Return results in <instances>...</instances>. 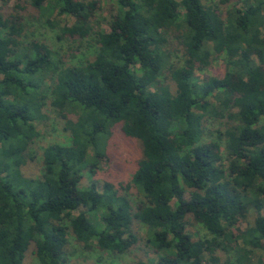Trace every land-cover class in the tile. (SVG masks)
<instances>
[{
    "label": "trees",
    "instance_id": "1",
    "mask_svg": "<svg viewBox=\"0 0 264 264\" xmlns=\"http://www.w3.org/2000/svg\"><path fill=\"white\" fill-rule=\"evenodd\" d=\"M115 1L106 18L99 0H31L75 19L62 36H94L95 56L82 65H62L37 42L19 52L24 27L0 14V264H23L30 249L38 264H68L69 234L85 248L128 253L138 242L134 222L146 227L151 264H252L253 251L264 249V0H218L225 11L202 0ZM172 29L185 56L170 69L174 91L158 80ZM218 58L222 75L195 77ZM45 78L70 140L46 145L40 174L26 176ZM212 114L230 120L216 135L223 148L205 141ZM114 125L141 141L143 156L128 184L99 188L96 169ZM83 171L89 183L80 187ZM131 187L142 201L129 198ZM251 209L252 223L241 228ZM188 215L210 237L193 241Z\"/></svg>",
    "mask_w": 264,
    "mask_h": 264
},
{
    "label": "rangeland",
    "instance_id": "2",
    "mask_svg": "<svg viewBox=\"0 0 264 264\" xmlns=\"http://www.w3.org/2000/svg\"><path fill=\"white\" fill-rule=\"evenodd\" d=\"M16 2L22 5V8L16 7L14 5ZM202 2L205 5L219 6L220 11H225L229 6V4L220 5L218 0H202ZM237 2L240 3L241 0L231 1L232 4ZM98 8L100 16L109 18L110 15L116 12V1L99 0ZM0 14L3 18L8 19L13 15L11 20L21 26L23 25L24 31L18 37L21 42V45L17 47L19 52L21 51L19 49L23 45L27 46L32 41L44 44L47 49L53 52L55 60L57 58L60 59L62 65H82L92 60L95 56L97 44L93 35H89L86 38L70 37L68 35L62 36V27L71 25L75 20L71 16L59 15L56 10L42 11L34 7L31 4V0H8L6 5L1 6ZM101 28L105 31L110 30V26L106 22L101 23ZM179 32L172 29L164 34L166 39L163 46V50L166 52L165 63L158 77L161 85L167 86L172 91L175 89V84L170 77V69L181 66L185 58L184 47L181 44ZM261 34L264 35V29ZM262 69L264 73V66H262ZM224 70V61L222 58H218L212 61L210 66L203 72H196L195 77L202 79L204 76H220ZM42 89H44L45 98L39 112L43 117L36 122L39 136L34 139L30 147L34 158L33 160H28L21 167L22 173L26 176L35 177L40 174L42 168V150L46 145L54 142L68 143L70 140L69 133L63 128L64 120L53 110L50 104L52 98L50 79H44ZM70 117L74 119L75 115L71 114ZM228 121L230 120L227 117L221 118L213 114L212 116H207L203 122L206 132L205 141H219L223 148L224 142L218 140L216 135L219 132H223ZM261 123H264V118H262ZM142 156L141 141L137 138L126 137L122 133L120 125H114L111 128V134L105 145V155L99 159L97 165L95 174L97 187L101 188L104 181H109L118 188L120 184H128L136 169L137 162ZM88 183L86 171H83L79 186L84 187ZM126 193L135 204L143 199L142 195L138 194L133 187ZM185 197H189L188 192L185 194ZM85 210V206H80L78 210L73 211V214ZM262 213L264 214V208L262 209ZM253 217L254 212L251 209L247 219L241 223V228H244L247 222L252 223ZM132 230L137 234L138 242L128 253L117 255L102 250L95 245L85 248L73 235L69 234L68 244L65 249L68 264H134L137 261L151 264L150 260L155 261L157 256L154 249L146 242V227L134 222ZM184 230L191 235L193 241L199 238L210 237V234L193 219L192 215L187 216V225ZM92 243L95 244V242ZM251 255L252 264H261L264 261V249H255ZM23 264H38L31 249L24 258Z\"/></svg>",
    "mask_w": 264,
    "mask_h": 264
}]
</instances>
